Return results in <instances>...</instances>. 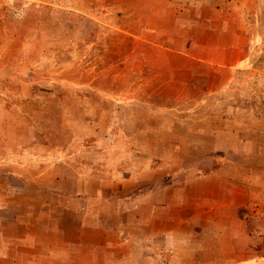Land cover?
Wrapping results in <instances>:
<instances>
[{
    "label": "rangeland",
    "instance_id": "obj_1",
    "mask_svg": "<svg viewBox=\"0 0 264 264\" xmlns=\"http://www.w3.org/2000/svg\"><path fill=\"white\" fill-rule=\"evenodd\" d=\"M0 264H264V0H0Z\"/></svg>",
    "mask_w": 264,
    "mask_h": 264
},
{
    "label": "crops",
    "instance_id": "obj_2",
    "mask_svg": "<svg viewBox=\"0 0 264 264\" xmlns=\"http://www.w3.org/2000/svg\"><path fill=\"white\" fill-rule=\"evenodd\" d=\"M253 49H255V48H253ZM255 57H257L256 55L255 56H253V59L255 60ZM253 60V61H254ZM252 61V62H253ZM252 64H254V63H252ZM109 67V66H108ZM106 68H107V66H106ZM148 220V219H147ZM150 222V221H149ZM147 224V223H146ZM132 227V226H131ZM133 229L134 228H131V230L129 231V232H131V234H132V232H133ZM140 231H141V233L143 232L141 229H140ZM146 231V230H145ZM127 232V231H126ZM134 232H136V230L134 229ZM144 233H146V234H153V232H150V231H146V232H144ZM128 234V238L130 237V235H129V233H127Z\"/></svg>",
    "mask_w": 264,
    "mask_h": 264
}]
</instances>
